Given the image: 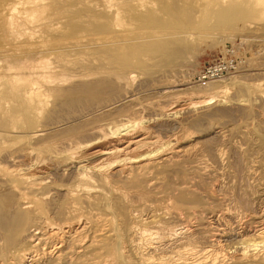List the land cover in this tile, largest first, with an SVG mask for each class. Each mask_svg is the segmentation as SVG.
<instances>
[{"label":"rangeland","instance_id":"obj_1","mask_svg":"<svg viewBox=\"0 0 264 264\" xmlns=\"http://www.w3.org/2000/svg\"><path fill=\"white\" fill-rule=\"evenodd\" d=\"M66 1L60 12L79 17L92 33L101 32L113 12H123L122 30L130 39L115 52H93L84 69L126 68L133 79L81 82L65 92L64 102L51 100L37 115L30 114L33 104L23 102L19 111L8 108L7 116L0 115V203L11 197L13 215L21 209V192L33 200L28 231L14 246H26V237L39 232L42 241L33 248V264H105L108 258L115 264H132L141 257L130 247L123 254L120 245L139 241V227L164 232L184 226L189 238L143 256L157 262L164 255L169 264H183L178 260L181 255L186 264H262L264 243L257 248L249 245L261 240L264 228V19L260 18L264 0L250 9L240 0ZM109 3L114 5L112 11L105 12L101 5ZM59 36L49 30L33 31L32 40L6 44L0 65L12 66L14 80L24 84L21 77L33 76L42 47ZM223 55L235 57L238 68L203 86L198 80L201 69ZM79 89L93 93L71 99L73 90ZM216 94L211 104L186 107L177 115L168 112L176 101L196 102ZM137 116L147 121L155 137L175 144L146 170L134 166L129 177L112 169L107 181L91 171L92 179L83 180L76 166L64 169L54 162L57 152L91 138L92 130ZM12 127L17 132L7 130ZM28 151L33 161L43 159L52 166L42 185L33 189L22 185L17 191L5 172L14 161L23 163ZM115 190L122 196H113ZM3 214L0 208V218ZM136 215L159 224H140L132 218ZM66 223L75 225L64 241L50 236L52 227ZM3 242L1 238L0 251ZM59 253L64 258L58 260ZM5 257L0 252V264H7Z\"/></svg>","mask_w":264,"mask_h":264},{"label":"bare ground","instance_id":"obj_2","mask_svg":"<svg viewBox=\"0 0 264 264\" xmlns=\"http://www.w3.org/2000/svg\"><path fill=\"white\" fill-rule=\"evenodd\" d=\"M106 1L110 2L111 0ZM139 1L138 3H140ZM240 1L241 6L249 9L257 5L258 3L257 0ZM66 2V0H0V32L2 33L3 37V40L0 39V56L6 53V44L18 45L19 43L32 40L33 31L38 32L41 30H49L51 31V34L52 32H54V34L56 33L58 36L60 35L59 37H54L55 41L53 43L51 42V44H48L46 48L44 46L42 47L44 51L38 56L37 63L33 65V78L31 76L21 77L23 78V80L21 79V81L24 82V84L18 81L19 78H17L18 80H14L15 73L11 71L12 66H7L6 68L4 64L0 65V115L4 117L7 116L4 110L8 108H13L11 109L13 111H19V102H23L25 104L30 105L33 104L30 109V114L33 113V115H37V112L49 105V102L51 100L57 102L63 101L66 98L65 92L74 89L73 87L81 82H83L82 84H91L92 82H98L99 80L105 77H112L116 81L117 79L121 80L124 77H128L129 81L133 79V74L129 72L126 68H122L117 71L114 70L113 67L103 65L95 69H84L85 67H89L85 64L88 62V60H91L88 56H90V54H92L93 52L103 51L108 52L107 54L115 52L116 50H118V48H121V46H123L130 39L129 34L127 32H123L122 30L124 24V22L122 24L123 12H121L120 9L116 12H113L112 17H110L111 20H108L109 23L106 25V27H104L101 32L92 33L89 31V26L81 24L82 20L79 17H72L69 14L63 15L60 12ZM151 2L155 3L153 1ZM112 5L109 3L101 6L105 12H111L113 8H111ZM154 8H156V6ZM43 14H46L47 16L42 17ZM94 15L95 14L93 13V16ZM90 18L92 20V16ZM260 18L261 20H263L264 16ZM83 21L85 22V20ZM200 23H202V21ZM57 24H63L65 26H63V28H65L66 30L64 31V29L62 28L63 30L61 31L60 27ZM55 25L57 26L55 27ZM39 40L42 41V39ZM40 45H42V43ZM49 60L52 61L51 64L49 63L50 65H48ZM80 61L84 64H80ZM94 61L95 59H93V62ZM75 62L79 64V66H77ZM94 63L97 64L96 62ZM95 64L92 67H94ZM105 81H107V79ZM216 81L220 80H215L210 83L212 84ZM22 84L25 86L22 87ZM90 90L91 89L73 90L71 99L77 100L79 99V97L84 95L87 97L89 94L93 93L90 92ZM221 91L224 92V90ZM216 93H218V90L216 91ZM216 97L217 94L212 96L209 95V97H203V99L200 101H190L189 103L186 102L182 104L176 101L177 103H172L171 108L168 110V112L173 115H177L186 107H198L216 102ZM57 102H54V105H56ZM114 123L115 122H113V124ZM110 126L108 123V127L101 126L96 130H92L94 131V135L90 136L91 138H89L88 136L89 139L84 141L80 140L81 142H76V144L72 145L69 150L65 149L59 153L56 151L57 155L53 156L54 162L57 164H61L60 166L64 169L71 166H76L79 169L78 171H80V174H78L79 176H82L84 178L83 180L92 179L91 171H95L96 175L97 173L100 174L101 177L103 179H106L107 181V177H109L108 175H110L109 171L112 169H115L117 173L123 176H129L133 171L134 166H136V168L140 170H146L154 164V162L156 161V159H158V157H160V155H166L167 153H169L168 149H173L175 145L171 144L172 141L165 142L162 141L159 136L155 137L151 133L152 131L149 130V125L147 121L144 118H138V116L137 118L131 117L125 122L124 120H122V123L116 124L115 126ZM93 129L95 128L93 127ZM7 130H9L10 132H17L18 129L17 127H12ZM29 151L23 156V163H21L20 161H14L16 164L14 163L13 168H7L5 172L11 178L13 186L17 191H22V185L27 186V188L30 189H33V187L35 186L37 187L38 185H42L41 179H43V175L52 166L51 164H48L46 160L44 161L43 159H41V161H33V156L29 153ZM11 181L9 180V182ZM27 195L28 194L21 192V209L19 211L15 209L16 211L13 213V215H10L11 209H9L11 208L9 206L10 201H12L11 197H4V199L0 203V208L3 212L6 213L3 214L4 218H0V232L3 236L0 237L3 238L4 241L3 247H1L0 252L6 254L5 262L7 264H33L31 263L34 261L33 248H36L42 241V237L41 235H38V232L35 234H31L29 237H26V246H24L25 244L22 246H14L18 239L20 240L21 238H23L26 231H28L26 223L29 222L30 215L33 213V211H31L33 208H31V210L29 209L33 203V200ZM113 196L121 197L122 194L115 190L113 192ZM39 206L37 207V210L39 209ZM142 216L136 215V217L132 218L139 221L140 224H159V221L157 219H151L149 221L143 218ZM78 222H81V220ZM74 225V223H66L61 224L58 227H52L49 232L50 236L61 239L60 241L62 242L64 241V237L66 236V234L71 229H73ZM132 225L131 227H133ZM138 229L139 232L137 233L140 234L139 241L136 240L137 242H133V244H129V241H123V243H121L122 245H120V251L123 254H125L127 249L132 248L134 249L135 253L139 255L138 257H141L138 261H131L130 257L129 261H131L132 264H169L171 262H169L168 259L166 260V258H164V255L157 258V262H155L156 260L154 258H149L148 256L144 257L143 255L146 254V251H150L152 253L157 252L158 254L159 251H165L169 244H175L174 242L176 241H182L183 239L189 238V230L184 226L175 227L172 228L170 231L164 232L158 230L154 231L142 227H139ZM259 235L261 236V238L259 237L261 240L258 242L250 243L249 246L251 248L255 246L257 248L260 243H264V228L260 231ZM121 240H123V238ZM218 249L221 248L219 247ZM244 250L246 251V249ZM113 252H115V249ZM243 254H246V252H243ZM62 258H64V256L60 255L59 253L58 260ZM108 259L109 260H107L105 264H115L114 258ZM178 260L180 262H183V264L187 263V258L183 255H181ZM261 263L264 264V255L261 257Z\"/></svg>","mask_w":264,"mask_h":264},{"label":"built area","instance_id":"obj_3","mask_svg":"<svg viewBox=\"0 0 264 264\" xmlns=\"http://www.w3.org/2000/svg\"><path fill=\"white\" fill-rule=\"evenodd\" d=\"M238 68V61L231 55H223L214 61L207 63L201 69L198 80L203 86H207L210 82L220 80L226 74Z\"/></svg>","mask_w":264,"mask_h":264}]
</instances>
